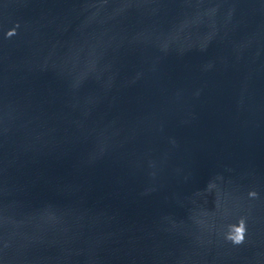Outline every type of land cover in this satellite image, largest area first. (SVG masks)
I'll return each mask as SVG.
<instances>
[{"label": "water", "instance_id": "95a60500", "mask_svg": "<svg viewBox=\"0 0 264 264\" xmlns=\"http://www.w3.org/2000/svg\"><path fill=\"white\" fill-rule=\"evenodd\" d=\"M0 264H264V0H0Z\"/></svg>", "mask_w": 264, "mask_h": 264}]
</instances>
